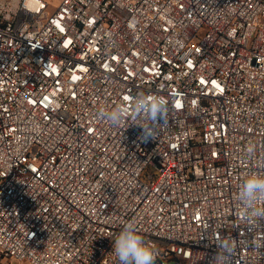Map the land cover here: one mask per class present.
Here are the masks:
<instances>
[{
    "label": "built area",
    "instance_id": "1",
    "mask_svg": "<svg viewBox=\"0 0 264 264\" xmlns=\"http://www.w3.org/2000/svg\"><path fill=\"white\" fill-rule=\"evenodd\" d=\"M257 174L264 0H0V264H119L129 221L156 264H264Z\"/></svg>",
    "mask_w": 264,
    "mask_h": 264
},
{
    "label": "clouds",
    "instance_id": "2",
    "mask_svg": "<svg viewBox=\"0 0 264 264\" xmlns=\"http://www.w3.org/2000/svg\"><path fill=\"white\" fill-rule=\"evenodd\" d=\"M163 99L141 100L135 106L137 115L144 113L147 118L156 123L163 120L166 124L167 115L163 108ZM126 109L116 108L112 112L104 114L110 124L118 125ZM155 134L147 127L142 129L139 139L147 143L154 140ZM261 197H264V177L250 175L243 184L240 198L242 204L251 209ZM258 215H264V208L255 209ZM113 252L119 264H156V254L151 246L139 234L138 227L134 221L126 222L113 241Z\"/></svg>",
    "mask_w": 264,
    "mask_h": 264
},
{
    "label": "rangeland",
    "instance_id": "3",
    "mask_svg": "<svg viewBox=\"0 0 264 264\" xmlns=\"http://www.w3.org/2000/svg\"><path fill=\"white\" fill-rule=\"evenodd\" d=\"M48 3V10L52 11L58 5L60 0H46ZM10 264H29L27 261H19L16 259H10Z\"/></svg>",
    "mask_w": 264,
    "mask_h": 264
}]
</instances>
